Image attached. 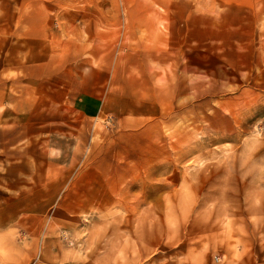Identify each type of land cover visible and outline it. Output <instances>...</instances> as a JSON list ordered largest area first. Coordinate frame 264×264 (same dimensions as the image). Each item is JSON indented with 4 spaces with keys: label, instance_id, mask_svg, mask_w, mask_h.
I'll return each instance as SVG.
<instances>
[{
    "label": "rangeland",
    "instance_id": "374dc122",
    "mask_svg": "<svg viewBox=\"0 0 264 264\" xmlns=\"http://www.w3.org/2000/svg\"><path fill=\"white\" fill-rule=\"evenodd\" d=\"M65 72L97 114L29 129L0 264H264V0H0V121Z\"/></svg>",
    "mask_w": 264,
    "mask_h": 264
},
{
    "label": "crops",
    "instance_id": "0c3cea01",
    "mask_svg": "<svg viewBox=\"0 0 264 264\" xmlns=\"http://www.w3.org/2000/svg\"><path fill=\"white\" fill-rule=\"evenodd\" d=\"M39 89L35 110L31 112L33 107H30L22 111L16 107L20 115L15 126L0 121V182H32L35 169L42 166L34 143L26 144L28 131L36 123L44 121L54 126L57 122H66L67 125L77 119L89 120L97 114L96 98L85 91V82L70 72L51 78L49 83H39ZM31 133L34 135V131Z\"/></svg>",
    "mask_w": 264,
    "mask_h": 264
}]
</instances>
